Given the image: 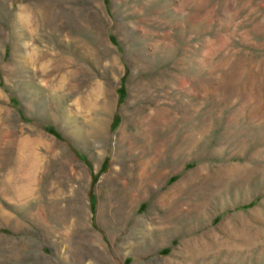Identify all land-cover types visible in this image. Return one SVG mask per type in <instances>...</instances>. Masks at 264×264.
<instances>
[{
  "label": "rangeland",
  "instance_id": "rangeland-1",
  "mask_svg": "<svg viewBox=\"0 0 264 264\" xmlns=\"http://www.w3.org/2000/svg\"><path fill=\"white\" fill-rule=\"evenodd\" d=\"M0 264H264V0H0Z\"/></svg>",
  "mask_w": 264,
  "mask_h": 264
}]
</instances>
